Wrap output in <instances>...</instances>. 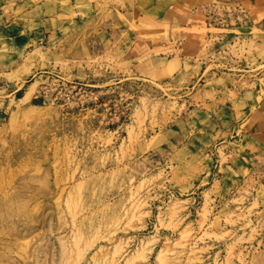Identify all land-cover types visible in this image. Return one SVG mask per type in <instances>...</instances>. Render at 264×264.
<instances>
[{
  "label": "rangeland",
  "instance_id": "rangeland-1",
  "mask_svg": "<svg viewBox=\"0 0 264 264\" xmlns=\"http://www.w3.org/2000/svg\"><path fill=\"white\" fill-rule=\"evenodd\" d=\"M227 2L0 0V264H264V21Z\"/></svg>",
  "mask_w": 264,
  "mask_h": 264
},
{
  "label": "crops",
  "instance_id": "crops-1",
  "mask_svg": "<svg viewBox=\"0 0 264 264\" xmlns=\"http://www.w3.org/2000/svg\"><path fill=\"white\" fill-rule=\"evenodd\" d=\"M199 1L205 2L208 0H195V2H199ZM232 1L233 0H229V2L227 3L230 4L232 3ZM237 1H240L243 4H249V7L252 8L251 10L253 11L252 18L254 19L255 23H261L262 21H264V0H237ZM190 44L191 46L186 44L183 47V50H186V54L189 55L188 59L190 57L195 58L202 45L200 40L199 41L194 40ZM188 47H190L191 49H188ZM138 57L139 56L135 53L131 56V59L135 60ZM158 62H161L164 66H166L167 69H171V70H176L178 69V67H181L182 65V59L178 57H172L171 59H169L167 57L164 58L162 56H159L155 59H152V61H144V62L135 61L136 65H138V71H140V73H142L143 75H147V73L149 72L150 74L155 75L154 66Z\"/></svg>",
  "mask_w": 264,
  "mask_h": 264
},
{
  "label": "bare ground",
  "instance_id": "bare-ground-1",
  "mask_svg": "<svg viewBox=\"0 0 264 264\" xmlns=\"http://www.w3.org/2000/svg\"><path fill=\"white\" fill-rule=\"evenodd\" d=\"M28 95V94H27ZM25 98H26V96H25Z\"/></svg>",
  "mask_w": 264,
  "mask_h": 264
}]
</instances>
